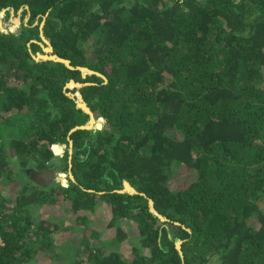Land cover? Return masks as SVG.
Masks as SVG:
<instances>
[{
    "label": "trees",
    "instance_id": "obj_1",
    "mask_svg": "<svg viewBox=\"0 0 264 264\" xmlns=\"http://www.w3.org/2000/svg\"><path fill=\"white\" fill-rule=\"evenodd\" d=\"M4 7H22L28 20L20 32L0 30V180L43 168H69L74 179L0 192V264L58 258L57 223L30 211L44 202L68 205L83 222L98 205L110 213L90 215L112 229L109 250L84 237L72 261L52 264H264V0H0ZM41 29L73 68L32 56L47 45ZM71 79L90 82L78 89L101 128L71 130L89 119L67 94ZM179 165L192 178L173 189ZM124 179L144 193L117 191ZM129 225L138 241L126 255Z\"/></svg>",
    "mask_w": 264,
    "mask_h": 264
},
{
    "label": "rangeland",
    "instance_id": "obj_2",
    "mask_svg": "<svg viewBox=\"0 0 264 264\" xmlns=\"http://www.w3.org/2000/svg\"><path fill=\"white\" fill-rule=\"evenodd\" d=\"M28 14L24 13L22 9H19L17 13L15 14L14 9H9L8 14L2 12L1 20H2V27L5 29L12 28L13 31L18 30L21 28L22 24H27V17ZM14 26V27H13ZM44 41V40H43ZM43 43V42H42ZM45 45V43H43ZM43 52V51H42ZM82 75L85 76L86 72L82 71ZM69 84V83H68ZM70 89H74V85L68 86ZM72 90H69V92H72ZM75 92V91H74ZM73 92V93H74ZM4 115V114H3ZM98 118L95 117V122H93L92 127H97V120ZM103 119H101V123L103 125ZM91 127V128H92ZM99 128V127H97ZM62 146V150L60 152H55L53 149L54 154H56L60 158V156L63 154L65 149L67 148L65 143H60ZM69 148H71L69 146ZM68 148V150H69ZM36 171V170H35ZM70 169L67 170H61L58 172L60 173V180L59 182L62 184V181L65 180L68 184V178L70 177ZM63 173V174H62ZM72 173V172H71ZM38 173H35V176H37ZM34 176V175H33ZM32 178L34 180H32ZM48 178L49 175H48ZM72 178V177H71ZM192 178V174L190 173V169L185 165H179L174 166V170L170 176L168 184L171 186V188H180L185 185H187ZM31 181V183L36 181L35 177L26 176L24 174L17 177L14 181H8L5 182L4 179L0 180V192L6 195H10L16 192L24 184L26 181ZM51 181H56L54 179H49L45 182H38L40 184H44V186L48 187L52 185ZM97 209L92 212H88V219L89 221L83 222L79 220V217L77 218L76 215L73 216L72 212L69 211V206L58 203H41V204H35L33 207H31L30 211L35 218H43L50 221H53L57 223V227H54L53 232H51L52 238H53V244H54V250L56 253H58V258H51L43 255V253H40L35 256L34 259L30 260L28 264H52L54 260H56L57 263H64L68 261H72V257L68 258V255H72L76 250L75 246L79 245L80 248H82L80 241H82V238L86 237L89 244L93 245L94 242H97L100 246H104L106 250H109L108 243L109 237L112 236V229L106 228L104 225H100L98 222H94L93 219L90 220V215L97 217L99 215V212L102 214V216H105V218L110 216V213L108 212L107 207L104 204L98 205ZM102 216L99 215V217L102 218ZM98 223V224H97ZM93 229L98 230L97 236L91 235V231ZM129 231V238L125 239L122 244L124 245V253L128 255L130 253V247H127L131 245L133 242L138 241V236L136 235V230L134 229V226L129 225L128 226ZM136 235V236H134ZM105 243V244H104ZM127 247V248H126ZM82 257H86V251H82ZM215 261L210 262L209 264H215Z\"/></svg>",
    "mask_w": 264,
    "mask_h": 264
},
{
    "label": "water",
    "instance_id": "obj_3",
    "mask_svg": "<svg viewBox=\"0 0 264 264\" xmlns=\"http://www.w3.org/2000/svg\"><path fill=\"white\" fill-rule=\"evenodd\" d=\"M25 7H27L25 5ZM9 8V9H13L12 7H4V8H1L0 11H2L3 13L6 12V9ZM19 9H22V7H20ZM18 9V10H19ZM28 17V15H27ZM0 25L2 23V20H0ZM43 23V22H42ZM42 23L40 24V26L42 27ZM0 30H9V31H13L12 28H8V29H5L3 28L2 26H0ZM18 32L21 31V28H19L17 30ZM40 35L42 37V39L46 42L47 45H43L42 42L41 45H42V51H37L35 53H32V56L35 58V59H53V60H59V61H62L63 63H65L67 66L73 68L74 66L70 64V61L69 59L67 58H64L60 55H58L57 53L55 52H52V45L49 41V39L43 34V31L42 29L40 30ZM33 40V39H32ZM77 68H79L81 71H85L86 73H95L97 75H100L102 76L104 79H106V76L97 71V70H93L91 68H88L87 66H77ZM68 83H71L72 85H74V87H76V89L73 91V92H67V94L71 97H74L75 101H76V105L78 107H81L85 112H87L89 114V119L83 123V124H78V125H75L71 130H74V129H77V128H91L92 127V123L95 122V116H94V113L93 111L91 110V108L87 105V103L85 102V100L83 99L82 97V94L80 93L78 87H80L81 85L83 84H88L90 83L89 81H75L74 79H71ZM66 84L67 86H69V84ZM98 123V122H97ZM97 127L101 128L102 127V124L99 126L98 124H96ZM53 145V144H52ZM69 145H72V140L70 139L69 140ZM69 152H72V148H69ZM70 157L69 156V160H70ZM71 166V162L69 163V167ZM47 170H45V172H47V174L49 175V177L51 179H54L56 181H59L60 180V173L56 170H52V169H48L46 168ZM70 177H72L74 179V176L73 174L71 173L70 171ZM62 185H67V183H64L62 181ZM117 191H122V192H131V193H141L143 194L144 192L143 191H140V190H137L127 179H124L123 181V187L122 188H118L116 189ZM149 208L150 210H152L153 212H155L161 219H166V217L164 215H162L161 213L157 212V210L155 209L154 207V203H153V200L151 198H149ZM181 242H182V239L181 238H176L175 240V245L179 251V253L182 255V250H181Z\"/></svg>",
    "mask_w": 264,
    "mask_h": 264
},
{
    "label": "flooded vegetation",
    "instance_id": "obj_4",
    "mask_svg": "<svg viewBox=\"0 0 264 264\" xmlns=\"http://www.w3.org/2000/svg\"><path fill=\"white\" fill-rule=\"evenodd\" d=\"M45 170H47V169L43 168V169H40L39 171H33V172H31V175H32V177H35L36 181H38V182L48 181L50 178H48V174H47V172H45ZM35 173H38V175L35 176Z\"/></svg>",
    "mask_w": 264,
    "mask_h": 264
},
{
    "label": "bare ground",
    "instance_id": "obj_5",
    "mask_svg": "<svg viewBox=\"0 0 264 264\" xmlns=\"http://www.w3.org/2000/svg\"><path fill=\"white\" fill-rule=\"evenodd\" d=\"M0 16H2V11L0 12Z\"/></svg>",
    "mask_w": 264,
    "mask_h": 264
},
{
    "label": "built area",
    "instance_id": "obj_6",
    "mask_svg": "<svg viewBox=\"0 0 264 264\" xmlns=\"http://www.w3.org/2000/svg\"><path fill=\"white\" fill-rule=\"evenodd\" d=\"M53 146V145H52ZM52 149H53V147H52Z\"/></svg>",
    "mask_w": 264,
    "mask_h": 264
}]
</instances>
